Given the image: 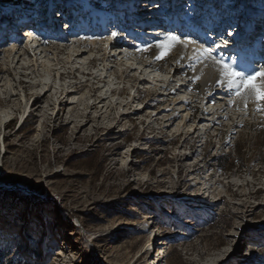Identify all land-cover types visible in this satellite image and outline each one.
<instances>
[{
  "label": "rangeland",
  "instance_id": "1",
  "mask_svg": "<svg viewBox=\"0 0 264 264\" xmlns=\"http://www.w3.org/2000/svg\"><path fill=\"white\" fill-rule=\"evenodd\" d=\"M68 1L0 0V64L10 68L0 73L3 261L264 264V102L251 97L245 108V101L235 102L217 86L210 97L200 80H192L191 68L172 75L175 56L156 59L157 38L169 31L195 42L188 48L215 49L214 34L224 25L229 28L217 44L248 27L251 40L237 51L216 50L238 71H259L264 35L252 31L257 24L251 19L262 18L264 0H211L213 6L218 2L211 17H204L208 0H190L177 12L170 0H73L97 26L88 28L72 11L57 10ZM13 4V13L7 12L5 6ZM8 15L26 17L30 35ZM100 15L108 21L101 28L95 23ZM253 54L257 64L251 68L252 58L244 56ZM76 66L79 80L87 79L83 71L103 77L100 91H93L92 77L89 86L75 90L71 76L59 79L60 70ZM120 71L130 77L122 79ZM154 75L175 81L171 95L165 88L148 95L157 87L150 81ZM45 84L53 87L34 105L50 88ZM63 88L74 92L65 97L59 94ZM103 93L108 98L100 102ZM50 97L56 105H49ZM91 103L96 107L88 108ZM171 103L175 111L168 110ZM227 154L232 165L224 169L220 161Z\"/></svg>",
  "mask_w": 264,
  "mask_h": 264
},
{
  "label": "bare ground",
  "instance_id": "2",
  "mask_svg": "<svg viewBox=\"0 0 264 264\" xmlns=\"http://www.w3.org/2000/svg\"><path fill=\"white\" fill-rule=\"evenodd\" d=\"M209 6H206V7H204L205 9L206 8H208ZM236 9H238L237 8V6H235V7H232L231 8V10L232 11H236ZM245 11V10H244ZM246 11H247V8H246ZM213 12H215V10L214 11H208V13H207V16H209V17H211L212 16V13ZM246 13V12H245ZM244 13V14H245ZM251 14V12L250 11H248V14L245 16V17H248L249 15ZM24 16H21L18 20H20V21H22L24 18H23ZM7 18V17H6ZM219 18V16L216 18V20ZM215 19V18H214ZM203 20V19H202ZM256 20H258V21H262V24L259 26L260 28H262L263 30H264V27H261V26H264V18H262V19H257V16H256V19H255V23L258 25V23H257V21ZM245 21V20H244ZM177 24L176 25H179V23H178V21H175ZM252 22H254V18L252 19ZM243 24H246V23H243ZM246 26V25H245ZM229 27H227V26H223L222 28H220L217 32H216V34H214L215 36L213 37V41H214V43L215 44H217V42H219V40L222 38V34L224 33V32H226L227 31V29H228ZM248 28V27H247ZM246 28V30H245V32L249 29H247ZM25 31H27V29H24ZM160 34H161V32H159ZM27 35H28V33H26ZM247 34V33H246ZM164 35L165 34H161L160 36L161 37H159V38H157V39H159L158 41H160V40H163V38H164ZM236 37H237V35L235 36V39H236ZM245 38V39H244ZM239 40H240V45L241 44H243V42H249L250 40H251V38H250V34H248V35H246V37L245 36H243V39L242 38H239ZM226 42V41H225ZM225 42H223V47L224 48H226V46H227V43H225ZM74 43H77V40H73V41H70L69 43H65V45L63 46V48L61 49L62 50V52L64 51V50H67V49H69L72 45H74ZM113 43H115V42H113ZM80 44H81V46H86V47H90L93 43H91V42H89V43H86V42H84V41H80ZM15 44H14V49H15ZM199 49V48H198ZM195 50H197V49H192V48H184L183 46H181V45H177L174 49H172L170 52H169V54L168 55H171V56H175L176 58H175V62H176V67L175 66H173V65H169L170 67L169 68H171L170 70H171V72L173 73L172 75L173 76H179L180 74H184V73H186V70L188 69V68H191L192 69V71H193V73H192V80H194V79H196V80H200L201 82H202V84H203V87H204V89H208V90H210L211 91V96L210 97H213V93H214V87L215 86H217V84H216V80L218 79V72L215 70V68L214 67H212L211 65H210V63H208V62H205V63H200L199 61H194V59H193V57H194V55L196 54L195 53ZM31 50L30 49H25V53H27V54H29V52H30ZM158 55L160 54V51H161V49H159L158 48ZM16 52H19V50H17ZM81 53H83L82 51L79 53V54H81ZM11 54V53H10ZM119 54H121L120 52H119ZM82 55V54H81ZM213 55L215 56V57H217V58H221L220 56H219V54H218V52H217V50H216V47H215V49H214V51H213ZM10 56V55H9ZM11 57V56H10ZM109 58H111L110 56H109ZM95 59L94 58H90L89 59V62H93ZM117 60H119L118 58H117V56L115 57V62H117ZM225 62H227L225 59H223ZM18 63V62H17ZM30 65V64H29ZM28 65V66H29ZM31 65H33V64H31ZM148 65H151V66H154V67H156V68H158V69H160V66H158V65H156V64H151V63H149ZM13 67V66H12ZM25 68H26V66H24ZM23 67V68H24ZM13 69V68H12ZM28 69V68H27ZM30 69V68H29ZM247 69H249V68H245L243 71H245L246 73H249V74H251V73H253V72H249ZM262 69H264V68H260L259 69V71L260 70H262ZM4 70H10V68H8V69H5L4 67H3V63H2V65L0 64V73H4L5 71ZM52 70H54V71H58L57 69H52ZM128 70V69H127ZM130 70V69H129ZM78 72H80V69L76 66V67H74V69L73 70H60L59 71V73H58V77H59V79H64V78H67V77H69L70 78V76H71V78L72 79H74L72 82H69V87H71V88H73L74 90L75 89H79L80 87H85V86H89V84H88V82H90V77H92L93 78V80L91 81V83L93 84V91L95 90V91H100V86L98 85L99 84V82H104L105 80L103 79V77L101 76V77H99V75H95V74H93V73H91L90 71L89 72H86V71H83L82 72V74H84L86 77H87V79L85 80V82L84 81H82V80H79V75H78ZM23 72H20V74H22ZM119 74H120V76H121V78L122 79H126V78H128V77H130V72H125V71H120L119 72ZM23 75V74H22ZM152 77V79L150 80V81H152V82H154V84L155 85H157V87H155L154 88V90H150V92L148 93V95L150 96V95H156V94H160V89H163V88H165L166 89V91L168 92L169 91V95H171L172 94V91L173 90H175L176 89V87H175V81L173 80V79H170V78H167V79H165V78H162L161 76H156V75H154V76H151ZM137 79L134 77H132V81H136ZM144 83H148V82H150V81H148L147 80V78H145L144 77ZM19 84H21L22 83V80H21V78L19 79ZM97 84V86H95V85ZM108 84V83H107ZM37 85H42L41 83H38ZM91 85V84H90ZM45 86H49L50 88H48L47 90H45V92L43 93V95L41 96V97H37V99H35V102H34V105L36 104H38V103H42V100L41 99H44L45 98V96H46V93L48 92V91H50L51 89H52V87H53V84H45ZM185 85H180L179 86V88H178V90L180 89V88H183ZM110 90V89H109ZM112 93H114L115 91H116V88H111V90H110ZM125 91H126V88H124L123 90H121L120 91V93H125ZM71 92H74V91H68L67 89H65V88H63L61 91H60V93L59 94H61V95H64L65 97L66 96H68ZM119 93V94H120ZM51 98V100H49L48 102H49V105H56L57 104V100L56 99H54V98H52V97H50ZM57 98V97H56ZM99 98L101 99V101L100 102H102V101H105V99H107L108 98V95L105 93H103V94H101L100 96H99ZM249 98H251V97H249ZM248 98V99H249ZM247 99V100H248ZM234 100H235V102H238V103H243L244 102V99L243 98H241V97H235L234 98ZM69 103L66 101L65 102V105H68ZM132 103L131 102H127L126 103V106L128 105H131ZM174 104L175 103H171V104H169V108H168V110H170V111H175L174 110ZM33 105V106H34ZM96 105H97V103H91L90 105H88V108H90V109H92V108H95L96 107ZM185 106H187L188 104L187 103H185L184 104ZM32 106V107H33ZM38 106V105H37ZM111 106V105H110ZM199 107V106H198ZM134 110V109H133ZM132 111V110H131ZM203 113L205 114V113H207L206 112V110H203ZM180 114H181V111H180V113H175L174 114V116H173V118L174 119H176V118H178L179 116H180ZM88 117H89V119H88V121H91L92 119L90 118V114L89 115H87ZM129 116H131V115H129ZM158 117V116H157ZM195 117H196V114H193V115H190L189 116V120H193V119H195ZM124 118V116L122 115L121 117H120V119L118 120V123L122 120ZM154 118V117H153ZM154 119H156V117L154 118ZM133 121V120H132ZM200 121V120H199ZM80 125V124H79ZM85 125V124H84ZM197 125L191 130V132H188L189 134H194V133H196V131H197ZM184 132L183 131H180V132H178L177 134H175L173 137H172V140L174 141V142H177V141H179L178 140V137H180L182 134H183ZM186 139V138H185ZM184 139V140H185ZM155 234V237H156V232L154 233ZM139 262V260H137L136 262H135V264H137ZM158 262H160V261H158Z\"/></svg>",
  "mask_w": 264,
  "mask_h": 264
},
{
  "label": "snow or ice",
  "instance_id": "3",
  "mask_svg": "<svg viewBox=\"0 0 264 264\" xmlns=\"http://www.w3.org/2000/svg\"><path fill=\"white\" fill-rule=\"evenodd\" d=\"M231 34L232 33H228V35ZM116 35L117 33H112L113 37ZM194 43V41L186 38V34L182 36L175 34L173 31H169L164 35L163 40L158 41L156 44V47L161 49L160 54L156 56V59L164 58L177 45L187 48L188 45ZM222 46V44H216L215 47L220 48ZM213 51V48H205L203 45H200L199 49L195 50L196 54L193 59L200 63L208 62L215 68L219 74L218 79L216 80L217 87L228 92L230 96L243 98L245 101V108H247V99L249 97L254 98L258 102H264V69L254 71L251 74L246 73L245 71H238L232 64L225 62L222 58L215 57ZM260 110L261 109L258 106L257 111ZM191 210L195 211L196 209L192 207Z\"/></svg>",
  "mask_w": 264,
  "mask_h": 264
},
{
  "label": "trees",
  "instance_id": "4",
  "mask_svg": "<svg viewBox=\"0 0 264 264\" xmlns=\"http://www.w3.org/2000/svg\"><path fill=\"white\" fill-rule=\"evenodd\" d=\"M221 168H224L226 169L227 167H229L230 165H232V162H231V155L230 154H227L226 156H224L222 159H221ZM4 257L3 255H0V264H10L9 262L7 263L3 261Z\"/></svg>",
  "mask_w": 264,
  "mask_h": 264
}]
</instances>
